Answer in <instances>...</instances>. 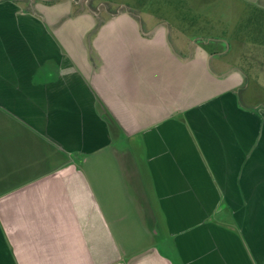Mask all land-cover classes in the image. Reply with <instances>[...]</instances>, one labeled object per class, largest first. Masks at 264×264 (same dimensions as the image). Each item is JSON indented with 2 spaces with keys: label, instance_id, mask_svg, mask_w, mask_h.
Masks as SVG:
<instances>
[{
  "label": "crops",
  "instance_id": "crops-1",
  "mask_svg": "<svg viewBox=\"0 0 264 264\" xmlns=\"http://www.w3.org/2000/svg\"><path fill=\"white\" fill-rule=\"evenodd\" d=\"M22 2L0 0V264H264V88L127 10Z\"/></svg>",
  "mask_w": 264,
  "mask_h": 264
},
{
  "label": "rangeland",
  "instance_id": "rangeland-1",
  "mask_svg": "<svg viewBox=\"0 0 264 264\" xmlns=\"http://www.w3.org/2000/svg\"><path fill=\"white\" fill-rule=\"evenodd\" d=\"M70 1L74 7L80 5V10L85 7L97 15L127 10L144 20L145 26H165L169 41L177 50L187 44L216 47L222 51L227 66L236 63L243 74L264 88V28L259 30L251 24L257 14L253 9H244L232 0ZM149 17L151 21L146 22ZM159 249L164 251L163 246Z\"/></svg>",
  "mask_w": 264,
  "mask_h": 264
},
{
  "label": "trees",
  "instance_id": "trees-1",
  "mask_svg": "<svg viewBox=\"0 0 264 264\" xmlns=\"http://www.w3.org/2000/svg\"><path fill=\"white\" fill-rule=\"evenodd\" d=\"M12 1L17 4L20 3L19 0H12ZM43 1L47 4H52V3L59 2L60 0H43ZM254 12L257 13L255 16H253L256 19H252L251 24L255 25V27H257L259 30H262L264 28V11L254 9Z\"/></svg>",
  "mask_w": 264,
  "mask_h": 264
}]
</instances>
